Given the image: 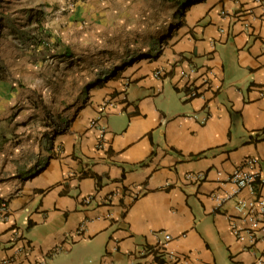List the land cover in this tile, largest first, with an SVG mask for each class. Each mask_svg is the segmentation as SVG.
Listing matches in <instances>:
<instances>
[{"label":"crops","instance_id":"1","mask_svg":"<svg viewBox=\"0 0 264 264\" xmlns=\"http://www.w3.org/2000/svg\"><path fill=\"white\" fill-rule=\"evenodd\" d=\"M67 1L73 43H109L104 59L123 63L89 86L61 131L46 118L43 90L39 97L18 87L14 70L0 66V200L10 210L0 222V264L8 257L11 264L264 262V229L252 243L231 226L245 227L233 203L251 196L242 190L220 207L210 197L230 191L225 177L244 158L264 163L260 8L243 0ZM242 5L256 16L248 30L218 15ZM179 57L208 76L203 97L183 100L174 86ZM159 67L173 70L159 80L152 75ZM107 97L101 148L88 121ZM260 167L255 196L264 200ZM189 172L204 179L186 182ZM12 224L21 231L16 239ZM165 234L161 257L140 253Z\"/></svg>","mask_w":264,"mask_h":264},{"label":"rangeland","instance_id":"2","mask_svg":"<svg viewBox=\"0 0 264 264\" xmlns=\"http://www.w3.org/2000/svg\"><path fill=\"white\" fill-rule=\"evenodd\" d=\"M68 2L0 0V66L14 70L18 87L32 88L39 97L43 90L46 118L60 131L84 104L89 86L123 63L116 57L104 59V52L113 48L109 43H73V31L63 19ZM58 103L60 109H54Z\"/></svg>","mask_w":264,"mask_h":264},{"label":"built area","instance_id":"3","mask_svg":"<svg viewBox=\"0 0 264 264\" xmlns=\"http://www.w3.org/2000/svg\"><path fill=\"white\" fill-rule=\"evenodd\" d=\"M249 1L257 5L262 15L264 14V0H243ZM246 6H239L234 10H227L221 8L218 11V15L227 20L228 26H233L236 23H241L245 30L249 28V20L256 18L252 7L245 8ZM229 28L220 27L218 32L220 34H227ZM176 74L177 81L174 86L178 88L181 92L183 100H190L195 97H203V91L209 88V79L205 74L198 75L197 67L192 64V62L186 61L184 58L179 57L176 61ZM173 68L159 67L155 69L152 73L153 77L156 79L166 78ZM126 82L124 83V85ZM259 95L264 97V90L259 91ZM108 106H111V98L107 97L98 104V109L94 117L88 121L89 127H93L97 130V140L95 145L102 148L104 141V131L105 126L100 123V120L107 113ZM264 163L262 160L255 157H246L243 159L242 163L234 167L228 175H226L225 180L231 184V189L226 194L212 193L210 194L211 199L214 200L215 206L220 207L224 202L233 199L234 196H237L239 192L245 190L251 197L250 198H236L233 207L239 216V218L246 223L245 227H240L235 224H231L232 231L236 237H240L243 232L248 236L250 242H256L261 231L264 229V200L260 197L255 196L256 188L260 179L261 167ZM186 182L198 184L204 179V176L200 173L189 172L183 175ZM167 185V184H166ZM137 192H131L132 197L137 196ZM89 197L84 199V202H88ZM10 210L7 205L6 200H0V222H6L9 218ZM12 234L14 239L18 236H21V231L14 224H12ZM83 225L80 224L76 229L75 234L78 236L82 233ZM170 239L168 234H165L163 237V242L158 244V246L149 248L147 250H142L141 254H146L152 258L161 257L162 253L165 250V242ZM20 249L19 251H21ZM166 255V253H165ZM169 258H172L173 255L169 254ZM12 257L4 258L1 261V264H11ZM258 262L264 264L261 259H258Z\"/></svg>","mask_w":264,"mask_h":264},{"label":"trees","instance_id":"4","mask_svg":"<svg viewBox=\"0 0 264 264\" xmlns=\"http://www.w3.org/2000/svg\"><path fill=\"white\" fill-rule=\"evenodd\" d=\"M192 2H193V0H187L184 5L187 6L188 4H191Z\"/></svg>","mask_w":264,"mask_h":264}]
</instances>
